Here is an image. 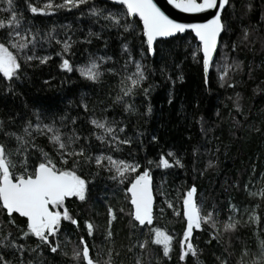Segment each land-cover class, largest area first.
I'll return each mask as SVG.
<instances>
[{
  "label": "trees",
  "instance_id": "trees-1",
  "mask_svg": "<svg viewBox=\"0 0 264 264\" xmlns=\"http://www.w3.org/2000/svg\"><path fill=\"white\" fill-rule=\"evenodd\" d=\"M24 2L14 0L17 11L32 18V14L24 9ZM34 2L42 6L44 0ZM231 3L235 7L228 6L223 14L227 29L221 38L208 82L205 83L202 53L197 52L195 58L192 55L198 45L192 33L162 40L157 46V54L153 57L148 55L142 60L147 79L141 82L135 95L125 98L136 108L135 112H125L123 104L114 101L120 92L119 76L105 71L100 81L92 82L80 76L75 67L72 72L60 69L61 57L55 55L61 49L57 39L71 36L75 43L65 57L74 66L86 63L90 56H109L113 59L105 60L101 68H116L119 71L127 58L126 51L122 49L125 42L133 48L132 55L140 59L138 39L133 42L127 33L121 36L123 28L105 26L109 24L108 21L87 11L92 5L113 11H120L119 6L103 0H88V4L79 9H61L49 15H36L34 25L42 30L41 35L50 29L55 30L56 39L50 43L41 40L36 48L37 55L50 54L51 58L44 64L31 61V66L24 67L20 79L13 80L12 89H8L6 80H0V121H3L4 130L20 132L24 121L35 122L32 114L34 108L54 111L57 115L67 110L70 115L79 117L77 126L83 127L85 134L92 130L87 118L93 114L121 121L125 129L121 136L131 139V143L121 145L120 151L113 152V155L120 159H134L140 163V170L145 167L151 170L156 203L154 223L148 228L161 227L174 238L170 258L164 257L163 246L152 242L147 235L148 228L133 227V223H138L129 215L130 200L124 193L128 181L117 186L109 179L110 173L100 169L94 180L91 176L87 177L90 191L86 201L78 198L66 201L80 228L68 221L63 222V228L70 238V243L65 247L64 234L61 235L64 251L70 253L73 244L78 243V237L84 235L90 246V255L101 260L102 264L109 259V246L113 248L112 264H136L137 259L141 264H219L218 256L226 257L228 264H238L241 249L245 246L249 249V258L245 257L248 264L256 259L257 237L259 235V239H264V198L249 196L244 185L247 184L253 192L264 188V176L261 175L264 173V0H231ZM249 4L250 9L247 7ZM6 8V3H0V10ZM5 15L0 11V18ZM125 19L130 20L122 18L121 24ZM245 28L248 29L246 39ZM89 30L100 35H89ZM136 31L138 33L139 29ZM233 43L236 44L235 48L232 47ZM221 54L226 55L227 60L221 59ZM234 60L240 62V68H225ZM133 71L134 65L129 64L128 72ZM221 72L226 73L223 82ZM179 75H183V80L178 79ZM149 85L151 88L145 96L142 89L149 88ZM237 94L240 97V111L234 107ZM82 96L88 104L87 112L80 105ZM69 100L73 102L70 105ZM149 104L151 112L147 110ZM9 117L12 119L9 120ZM0 139H4L2 135ZM9 140L14 146L15 138ZM36 143L55 155L46 136H37ZM95 143L99 145L100 142ZM95 150L99 151V148ZM169 151L180 159L182 167L157 166L161 154L171 161L172 158L167 156ZM209 161L215 163L209 165ZM83 171L97 170L92 165L84 166ZM193 185L196 187V202L204 211L215 205L220 221L228 219L231 214L230 203L239 210L259 204L256 208L259 219L256 224L242 223L235 231L223 233L219 241L212 238V230L206 224L202 230H193L191 242L197 247L198 259L189 253L184 261H180L178 241L182 238L186 220L182 216V201L178 196ZM167 201H172L175 208L169 207ZM108 205L112 206L116 217L111 225V243H105L103 238L108 227ZM86 219L96 226L94 238L86 234ZM17 223H20L19 219ZM8 227L3 231L7 232ZM220 227H223L222 223ZM257 228L260 229L259 233ZM11 230L15 236L17 230ZM93 240L99 247H92ZM144 240H148V244L142 249L139 242ZM18 242L34 246L37 241L35 238L20 237ZM101 250V255L97 256L96 253ZM33 256L27 249L23 257L20 252L10 250L7 258L11 264H19L21 258L27 264V260ZM43 259L46 264H76L71 256H65L60 251L50 253L46 248Z\"/></svg>",
  "mask_w": 264,
  "mask_h": 264
},
{
  "label": "snow or ice",
  "instance_id": "snow-or-ice-1",
  "mask_svg": "<svg viewBox=\"0 0 264 264\" xmlns=\"http://www.w3.org/2000/svg\"><path fill=\"white\" fill-rule=\"evenodd\" d=\"M112 2L119 6L120 11L95 5L88 7L87 11L93 16H102L104 20L109 22L105 26L123 28L124 33H121V36L127 33L133 38V42L138 39L141 58L136 59L132 55L133 48H130L129 44L125 42L122 49L126 51L127 58L119 71L116 68H101V64L105 60L113 59L109 56H97L95 58L90 56L86 63L74 66L65 57V53H69L71 45L75 43L72 37L68 36L66 39H57L61 49L55 55L61 57L60 69L72 72L75 67L80 76L92 82L100 81L102 73L105 71L119 76L120 92L114 97V101L123 104L125 112H135L136 108L133 104L126 102L125 98L135 95L141 82L147 79L142 60L148 55L155 56L157 54V46L162 42L161 38L190 31L194 34L193 39L199 42L192 55L195 58L197 52L202 53L205 83L208 82V73L215 58L214 54L219 50L218 37L227 29L222 13L227 6L235 7L231 0H169V3L176 9L185 13L209 12L210 18L195 23H183L171 18L157 6L154 0H112ZM0 3L7 4L6 9L0 10L6 13L3 18H0V80H7L8 89H12L13 80L20 79L24 67L31 66V61L37 60L44 64L51 58L50 54L37 55L36 48L41 40L50 43L51 40L56 39L55 30L54 28L50 29L41 35L42 30L34 25L36 15H49L61 9H79L82 5L86 6L88 0H58V2L44 0L42 6H39L34 0H25L24 9L32 14V18H27L22 12H18L14 0H0ZM247 7L250 9L251 4ZM80 14L84 15V12ZM135 17H138L139 20L125 19L123 24L120 22L122 18ZM137 28L139 29L138 33ZM89 35L99 36L100 33H93L89 30ZM247 35L248 29L245 28V39ZM232 47L235 48L236 44L233 43ZM29 52L32 54L29 55ZM221 59L227 60V56L221 54ZM129 64L134 65V71L131 73L128 72ZM225 68L236 70L240 68V62L234 60L232 64L225 65ZM225 75V72L220 73L222 82ZM178 79L183 80V75H179ZM45 82L47 83V81ZM150 88L151 85L149 88L142 89L145 96L148 95ZM169 99L171 100V97ZM239 99V94H237L234 107L238 111L241 110L238 103ZM72 103L71 100L68 101L69 105ZM80 105L85 112L88 111V104L83 96ZM108 107L111 108L112 105H108ZM147 110L151 112L150 104ZM32 114L35 122L32 120L24 121L20 132L5 131L3 121H0V135L4 138L0 139V264H11L7 258L10 250L20 252L21 257H23L25 249L34 254L32 259L27 260V264H46L43 259L45 248L50 253L60 251L65 256H71L76 264H102L101 260L94 259L90 255V246L84 235L78 237V243L73 244L70 253L61 247L62 234H64L63 243L65 247L70 243V238L63 228V222L68 221L77 229L80 228L78 220L67 208L66 201L69 198L86 201L90 191V181L87 177L91 176L94 180L99 174V170L104 169L110 173L109 179L115 185H123L124 181H128L124 187V193L130 200L131 212L129 215L134 222H138V225L133 223V227L148 228V226L153 225L154 220L151 170L147 167L140 170V163L134 159H120L113 155V152L120 151L121 145L131 143V139L121 136L125 130L121 121L109 119L106 115L96 117L93 114L87 118V123L92 126V130L85 134L83 127L78 128L77 126L79 117L70 115L67 110L63 114L57 115L54 111L49 112L34 108ZM11 119L9 117V120ZM45 119L48 120L47 123L44 122ZM37 136L47 137L55 155L45 151L36 143ZM12 137L15 138L14 146L9 140ZM93 138L95 139L93 140ZM152 139L155 140L156 137L153 136ZM95 141H99V145ZM97 148L99 151L95 150ZM195 151L194 148L193 152ZM167 156L172 158L171 161L164 154H161L158 167L183 166L180 159L172 151H169ZM214 163V161H209V165ZM92 165L95 166L96 172L85 173L83 171L84 166L90 167ZM261 175L264 176V173ZM244 188L248 190L249 196L264 198V188L255 192L248 189L247 184L244 185ZM195 193L196 187L193 185L178 196V199L182 201V216L186 220L182 238L178 241L180 261H184L189 253L198 259L197 247L191 242L194 229L202 230L206 224L212 230L210 233L212 238L219 241L223 233L233 232L238 225L259 219L256 213L259 204L253 205L251 212L248 211V206H245L244 212L240 213V218H237L236 213L239 210L230 203L231 214L228 219L220 221L219 212L215 210V205L204 211L202 206L196 202ZM167 203L169 207L175 208L172 201H167ZM245 213L248 215L247 221L243 220ZM107 215L108 227L103 233V238L105 243H111L113 237L111 225L116 218L111 205L107 206ZM17 219L20 220V223H17ZM221 223L222 228L220 227ZM84 226L87 236L94 238L96 226L87 219L84 220ZM5 227H8L7 232L3 231ZM12 228L17 230L15 236ZM256 231L259 233L260 229L257 228ZM147 235L153 243L162 245L164 257L170 258L173 236L161 227L148 228ZM20 237L35 238L37 242L34 246H27L18 242ZM257 238L259 251L252 264H264V239H259V235ZM147 244L148 240H144L139 242V247L143 249ZM92 247H99L94 240ZM102 251H98L96 255H101ZM112 252L113 248L109 246L107 248L109 259L105 264H112ZM248 255L249 249L245 246L241 249V258L238 264H248L247 259H245ZM217 260L219 264H228L226 257L218 256ZM19 264H25L23 258L19 260ZM136 264H141V261L137 259Z\"/></svg>",
  "mask_w": 264,
  "mask_h": 264
},
{
  "label": "water",
  "instance_id": "water-1",
  "mask_svg": "<svg viewBox=\"0 0 264 264\" xmlns=\"http://www.w3.org/2000/svg\"><path fill=\"white\" fill-rule=\"evenodd\" d=\"M103 1L108 2L110 4H113L112 0H103ZM154 2L157 4L158 7H160V9L162 11L165 12L166 15H169L171 18L177 19V20H179L180 22H183V23L202 22L203 20L210 18L208 11L201 12V13H185V12L179 10V9H176L171 3H169V0H154ZM224 12L222 13V15L224 14ZM135 18H138V17H135ZM130 19L133 20L134 18H130ZM188 32H190V31H188ZM186 33H177V34H175L172 37L161 38V40H169V39L175 38V37H177L179 35L184 36ZM223 33H224V31L221 33L220 37H218V49H219V46H220V41H221V38L223 36ZM218 51L214 54L215 58H214L212 64L214 63V61L216 59ZM211 67H212V65H211ZM211 67H210V70H209V73H208V77H209V74L211 72ZM153 193H154V185H153ZM155 202H156V199H155V195H154V206L153 207H155Z\"/></svg>",
  "mask_w": 264,
  "mask_h": 264
},
{
  "label": "rangeland",
  "instance_id": "rangeland-1",
  "mask_svg": "<svg viewBox=\"0 0 264 264\" xmlns=\"http://www.w3.org/2000/svg\"><path fill=\"white\" fill-rule=\"evenodd\" d=\"M7 81V80H6ZM7 83H8V81H7ZM195 195V194H194ZM123 200V199H122ZM122 206V204H120V207ZM239 210V209H238ZM248 211L249 212H251L252 211V208H248ZM244 212V209L243 210H239L237 213H236V217L237 218H240V213H243ZM243 220L244 221H247L248 220V215H247V213H245L244 214V216H243ZM253 223L254 224H256L257 223V221H253ZM195 230V229H194ZM257 247H258V251H259V241H258V245H257ZM248 258H249V256H248Z\"/></svg>",
  "mask_w": 264,
  "mask_h": 264
},
{
  "label": "bare ground",
  "instance_id": "bare-ground-1",
  "mask_svg": "<svg viewBox=\"0 0 264 264\" xmlns=\"http://www.w3.org/2000/svg\"><path fill=\"white\" fill-rule=\"evenodd\" d=\"M130 19V18H129ZM138 19V18H137ZM131 20V19H130ZM187 33H191V32H187ZM193 34V33H192ZM179 36H181V35H179ZM198 42V41H197ZM153 185H154V183H153ZM154 195H155V190H154ZM155 199H156V197H155ZM156 203V202H155ZM154 210H155V207H154ZM155 212V211H154ZM138 223V222H137ZM153 223H154V220H153ZM140 227H143V226H140Z\"/></svg>",
  "mask_w": 264,
  "mask_h": 264
}]
</instances>
